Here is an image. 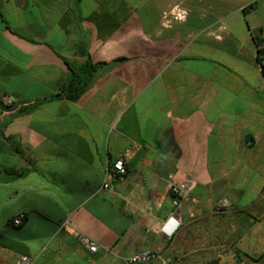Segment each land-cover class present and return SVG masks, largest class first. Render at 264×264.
I'll use <instances>...</instances> for the list:
<instances>
[{"label":"crops","instance_id":"obj_1","mask_svg":"<svg viewBox=\"0 0 264 264\" xmlns=\"http://www.w3.org/2000/svg\"><path fill=\"white\" fill-rule=\"evenodd\" d=\"M262 39L264 0H0V264H264ZM77 51L107 66L54 98ZM171 183L188 190L167 235Z\"/></svg>","mask_w":264,"mask_h":264},{"label":"built area","instance_id":"obj_2","mask_svg":"<svg viewBox=\"0 0 264 264\" xmlns=\"http://www.w3.org/2000/svg\"><path fill=\"white\" fill-rule=\"evenodd\" d=\"M264 55V51H263ZM5 101L9 103L8 99L5 98ZM137 147L132 146L123 151V153L111 164V166H106L105 169V178L104 183L102 185V189L112 190V182H121L124 180L126 176V167L125 161L130 159L134 153L136 152ZM169 193L170 196L175 200L176 210L170 215L165 221L164 225L161 227L162 231L171 235L176 229L180 226L182 222V215L180 213V205L182 199L186 197V193L188 190L187 185H176L171 183L169 185ZM231 203L227 199H220L213 207V213L220 214L226 209L231 207ZM191 214V212H190ZM23 216L20 215L11 221V224L14 226H19L22 223ZM167 224L172 225L171 230H166L165 227ZM81 241L86 244L88 250L91 253H95L97 250V246L87 240L86 238L81 237ZM33 261L25 256H20L14 264H32ZM123 264H167L162 255L155 251H142L137 252L134 255L124 259Z\"/></svg>","mask_w":264,"mask_h":264},{"label":"trees","instance_id":"obj_3","mask_svg":"<svg viewBox=\"0 0 264 264\" xmlns=\"http://www.w3.org/2000/svg\"><path fill=\"white\" fill-rule=\"evenodd\" d=\"M256 46V60L260 68V74L264 79V39L258 40L255 43ZM79 56L84 58V62L81 65L76 67L71 66L68 60H64L68 64L69 74L65 83L60 89V94L54 96V98L64 97L70 101H77L84 92H86L92 84L95 82L97 76L100 74L103 67L107 66L104 62L94 63L89 54L86 51H77ZM127 60L122 57L114 60L112 63L123 62ZM26 110H21L19 113H24ZM9 176L12 177H22L25 174V171H15L9 169L6 171ZM253 261L259 260L252 258Z\"/></svg>","mask_w":264,"mask_h":264},{"label":"rangeland","instance_id":"obj_4","mask_svg":"<svg viewBox=\"0 0 264 264\" xmlns=\"http://www.w3.org/2000/svg\"><path fill=\"white\" fill-rule=\"evenodd\" d=\"M223 67V70H225L226 72H227V74L226 75H229V73H230V75H231V73L232 74H237L235 71H234V69H232L231 67H229L228 65H224V66H222ZM241 85V84H240ZM244 86H246V87H249V85L248 84H243ZM227 87H228V84H227Z\"/></svg>","mask_w":264,"mask_h":264}]
</instances>
